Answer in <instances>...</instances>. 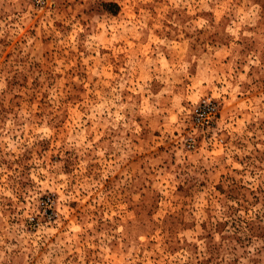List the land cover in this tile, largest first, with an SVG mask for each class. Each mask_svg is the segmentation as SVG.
I'll return each instance as SVG.
<instances>
[{"label":"rangeland","instance_id":"374dc122","mask_svg":"<svg viewBox=\"0 0 264 264\" xmlns=\"http://www.w3.org/2000/svg\"><path fill=\"white\" fill-rule=\"evenodd\" d=\"M0 264H264V0H0Z\"/></svg>","mask_w":264,"mask_h":264},{"label":"built area","instance_id":"2783aa9c","mask_svg":"<svg viewBox=\"0 0 264 264\" xmlns=\"http://www.w3.org/2000/svg\"><path fill=\"white\" fill-rule=\"evenodd\" d=\"M31 5L37 9L49 8L56 0H29ZM216 112L215 104L206 99L201 100L196 108L194 109V116L199 120L203 121L205 124L210 120Z\"/></svg>","mask_w":264,"mask_h":264}]
</instances>
